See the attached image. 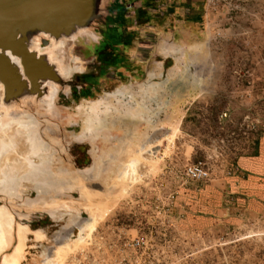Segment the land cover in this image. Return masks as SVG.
I'll list each match as a JSON object with an SVG mask.
<instances>
[{
	"label": "rangeland",
	"instance_id": "rangeland-1",
	"mask_svg": "<svg viewBox=\"0 0 264 264\" xmlns=\"http://www.w3.org/2000/svg\"><path fill=\"white\" fill-rule=\"evenodd\" d=\"M108 1L104 0L100 22L106 12ZM97 28L98 24L93 25L89 31L97 36ZM92 44L94 42L86 38L70 42L64 54L65 57L74 59L70 62L66 60L69 67L77 68L79 72L84 71L89 65L90 56L86 48L91 47ZM197 71L198 76H189L191 80L184 93L179 96L170 95L167 89L169 81L164 79L169 76L168 68L165 74L161 75L160 80L157 78L155 82L152 77L157 75L150 72L146 75L148 79L135 82L119 81L84 99L72 100L70 93L75 86L78 73L70 77L74 86L71 89L66 88L57 99V103L65 107L69 115L74 116L66 121L68 133L83 136L87 120L85 114L91 103L105 98L108 94L112 95L117 90L137 93L134 98L137 102L140 99L141 89L150 83L155 87L157 101L163 103V108L157 116H152L154 125H140L132 136L120 133L122 140L112 139L108 137L109 135L98 137L96 150L99 152L95 151V159L91 156L93 147L87 141L70 146L67 159L74 170L83 169L91 164L92 176L95 177L100 168L104 167L105 163H109L110 172L107 174L102 191L95 190L98 196L92 197L91 193L86 191L98 186V181L82 178L77 182L80 186L73 194V199L71 196L67 199V202L78 203L81 198L82 205L87 206L97 215L96 222L90 227L84 222L82 226L85 228L80 231L78 226L74 227L69 223V214L55 219L61 220L59 222L49 218L52 221L50 222L46 215L40 217L35 213L27 223L28 229L32 232L27 235L25 261L21 264H201L200 256H189L191 249L195 245L198 247L200 242L190 241L189 234L184 233L181 226L169 223L166 219L168 216L166 207L172 201L197 200L198 196L194 197L190 192H196L203 185L208 184V181L217 178L218 170L224 168L225 172L228 164L233 161L239 140L243 138L244 129H239L237 126L245 115L258 118L262 122V112L251 103L256 102L257 105L264 99L248 102L249 100L238 96V91L248 88L237 82L234 76H206L209 67L205 66ZM187 90L189 93L197 94L198 97L189 106L188 112L184 113V108L189 103ZM113 100L110 97V101ZM209 104L223 110L227 108L228 111L222 110L226 114L225 118L218 120V116L223 113L219 112L214 124H209L205 112ZM78 105L81 107V115L75 110ZM182 115L183 119H181ZM207 124L211 128L210 131ZM191 137H195L200 144L193 145L194 141ZM77 147L85 149L86 157L78 154ZM205 147L212 152L207 154L203 149ZM191 148H193L192 154ZM8 158L11 162L15 155L11 153L4 157L0 162V170L6 167L4 162L6 163ZM129 159L137 161L135 175V172L130 173ZM62 160L64 162L63 158ZM197 160L202 161L208 169L210 173L208 181L192 182L184 178V166ZM69 163L65 161V167L68 168ZM27 173L28 167L23 163L15 170L14 179L16 178L17 181ZM0 179H2L1 174ZM28 196L34 198L35 194L28 191ZM89 217L90 212L84 210L78 215V219L84 221ZM37 230L43 235L42 239L35 235ZM18 235L20 234L17 231H12L10 248L12 246L16 248ZM46 238L49 243L38 242ZM263 238L246 239L242 245L248 251L259 249L260 246L264 247ZM226 260V264L234 263L232 256Z\"/></svg>",
	"mask_w": 264,
	"mask_h": 264
},
{
	"label": "crops",
	"instance_id": "crops-1",
	"mask_svg": "<svg viewBox=\"0 0 264 264\" xmlns=\"http://www.w3.org/2000/svg\"><path fill=\"white\" fill-rule=\"evenodd\" d=\"M89 50V65L72 88L79 99L119 81L148 79L150 72L157 75L152 77L155 82L167 68V89L179 96L189 76H198L197 70L205 66L206 76L247 71L253 89L237 95L254 102L264 99V0H246L230 14L211 10L205 0H109ZM186 96L184 113L198 97L188 90ZM254 103L264 124V101ZM222 110L208 105L209 124L219 112L228 111ZM191 139L193 145L200 144ZM232 165L236 172L226 175L222 168L217 178L190 192L197 200L169 202L166 219L181 226L190 241L200 242L189 256H200L201 264H226L231 256L233 264H264V247L248 251L242 245L246 239L264 237L259 220L264 217V126L239 140Z\"/></svg>",
	"mask_w": 264,
	"mask_h": 264
},
{
	"label": "bare ground",
	"instance_id": "bare-ground-1",
	"mask_svg": "<svg viewBox=\"0 0 264 264\" xmlns=\"http://www.w3.org/2000/svg\"><path fill=\"white\" fill-rule=\"evenodd\" d=\"M37 33L46 38L48 44L40 47L37 45V38L28 37L25 42L27 52L34 54L28 61L25 60L24 65L17 56L0 50L4 60L12 67L5 70L4 74L1 71L0 75V162L11 153L15 155L11 162L8 158L4 162L6 167L0 170V264H21L25 261V241L32 232L27 223L35 213L38 216L44 214L55 222L61 221L55 219L69 214V223L74 227L78 226L80 231L85 228L82 226L84 222L88 227L96 222L97 215L82 205L81 198L78 203L67 202V199L70 196L73 199V194L80 186L77 182L82 178L98 181L102 191L110 172L109 163H105L95 177L92 176L91 164L74 170L67 159L70 146L87 141L93 147L91 156L95 159L98 137L109 135L112 139H121L120 133L132 136L140 125H154L153 117L163 108V103L157 101L155 87L150 83L141 89L137 102L134 101L137 93L117 90L112 95L108 94L91 103L85 114L87 120L83 136L68 133L66 121L74 116L69 115L67 109L57 103V99L68 88V78L79 71L69 67L67 61L74 59L65 57L64 54L70 42L79 38L95 42L97 36L78 27L71 30L68 37L60 34L53 38L39 31ZM23 67L26 69V76L22 75ZM36 95L39 97L35 98ZM110 97L114 99L112 102ZM75 110L78 115L82 114L79 105ZM62 158L69 163L68 168ZM136 162L135 159L128 162L130 173L135 172L134 175L137 173ZM23 163L27 165L28 173L16 181L15 170ZM27 190L34 193L35 197L30 198ZM93 190L86 189L92 197L98 196V192ZM83 210L90 212L86 221L78 219ZM12 231L20 234L16 248H10ZM35 235L39 239L43 238L38 230ZM43 241L48 240L46 238L38 242Z\"/></svg>",
	"mask_w": 264,
	"mask_h": 264
},
{
	"label": "water",
	"instance_id": "water-1",
	"mask_svg": "<svg viewBox=\"0 0 264 264\" xmlns=\"http://www.w3.org/2000/svg\"><path fill=\"white\" fill-rule=\"evenodd\" d=\"M103 3L104 0H0V50L17 56L24 65L25 60L28 61L34 54L27 52L25 42L28 37L37 38L38 46H46L47 39L40 37L38 31L53 38L60 34L68 37L75 27L89 31L93 25L100 23ZM9 68L12 69L0 54V75L1 71L4 74ZM26 73L23 67L22 75ZM68 80V89H71L74 83L72 78ZM182 90L183 87H180L179 91ZM92 189L100 191V186Z\"/></svg>",
	"mask_w": 264,
	"mask_h": 264
},
{
	"label": "built area",
	"instance_id": "built-area-1",
	"mask_svg": "<svg viewBox=\"0 0 264 264\" xmlns=\"http://www.w3.org/2000/svg\"><path fill=\"white\" fill-rule=\"evenodd\" d=\"M246 0H205V4L211 9L216 10L222 8L227 14L238 12ZM236 81L242 83L250 90L253 88V81L247 71L238 73V76H234ZM226 114L223 112L218 116L219 119L225 118ZM264 124L258 118H251L249 115L242 117L240 124L237 126L239 129H244L242 137H246L250 133H255L263 130ZM247 133V134H246ZM246 134V135H245ZM221 142V141H220ZM236 172L232 162L228 164L224 174L229 175ZM183 176L186 180L192 182H204L210 178V173L202 161H194L186 164L183 168ZM261 224H264V217L259 218ZM264 234V232L262 233Z\"/></svg>",
	"mask_w": 264,
	"mask_h": 264
},
{
	"label": "flooded vegetation",
	"instance_id": "flooded-vegetation-1",
	"mask_svg": "<svg viewBox=\"0 0 264 264\" xmlns=\"http://www.w3.org/2000/svg\"><path fill=\"white\" fill-rule=\"evenodd\" d=\"M78 148V154L84 155L86 157L85 149L83 147H77Z\"/></svg>",
	"mask_w": 264,
	"mask_h": 264
},
{
	"label": "trees",
	"instance_id": "trees-1",
	"mask_svg": "<svg viewBox=\"0 0 264 264\" xmlns=\"http://www.w3.org/2000/svg\"><path fill=\"white\" fill-rule=\"evenodd\" d=\"M86 50H87L88 52L90 51L89 48H86ZM70 94H71V98H72V100L78 98V97H75V96H74L73 91H71ZM87 97H88V96H84V97H80V98H81V99H84V98H87Z\"/></svg>",
	"mask_w": 264,
	"mask_h": 264
}]
</instances>
